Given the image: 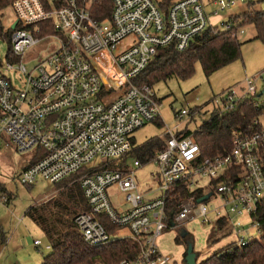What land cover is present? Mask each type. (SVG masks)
Returning <instances> with one entry per match:
<instances>
[{"label":"built area","instance_id":"obj_1","mask_svg":"<svg viewBox=\"0 0 264 264\" xmlns=\"http://www.w3.org/2000/svg\"><path fill=\"white\" fill-rule=\"evenodd\" d=\"M246 1L211 0L208 11L202 0H0V12L11 9L15 15L6 31H11L8 59L0 62V146L5 142L20 155L38 147L44 151L37 163L19 173L25 186L38 181L57 185L79 174L82 207L72 223L81 242L99 247L117 239L112 236L117 231L108 233L103 218L128 231L118 235L140 248L136 259L117 264H182V259L162 255L157 240L163 231L177 234L192 222L210 227L225 219L237 247L254 239L231 217H246L260 235L255 216L264 207V121L234 131L227 154L201 159L191 136H175L183 117L194 116L182 108L177 124L162 135L163 150L154 155L157 188L152 197L139 190L134 169L112 168L132 151L135 132L160 121L153 88L136 80L146 66L159 51L183 52L207 32L237 38L243 29L234 30L235 15L219 26L210 19ZM49 37L57 39L56 50L28 69L22 62L25 52ZM260 79L247 77L237 90L228 89L217 109H232L235 102L255 95L263 100ZM133 167L140 162L134 160ZM180 186L190 194L179 198L176 211H168L170 194ZM111 188L123 194L125 209L113 206ZM197 190L199 197L192 194ZM204 196L209 197L199 203ZM211 200L217 206L210 211ZM34 245L38 248L40 242Z\"/></svg>","mask_w":264,"mask_h":264},{"label":"rangeland","instance_id":"obj_2","mask_svg":"<svg viewBox=\"0 0 264 264\" xmlns=\"http://www.w3.org/2000/svg\"><path fill=\"white\" fill-rule=\"evenodd\" d=\"M208 1L211 0H202L209 11L213 9V6L208 5ZM249 3L254 4L253 8L256 10H264V0H247L230 11L220 12L218 16L211 17L210 23L218 26L220 23H225L230 16L238 15L243 10H246ZM0 14L4 24L2 25V35H4L11 22L15 20V15L11 9L0 12ZM242 29L243 33L237 36L241 45L240 57L236 61L220 68L208 77L204 75L201 66L196 64L194 73L190 78L179 79L171 77L153 86V91L159 104L161 123L148 124L135 132L133 138L136 147L155 138L162 137L166 127L172 128L175 126L178 122L175 116L182 108H187L194 112V116L191 119L183 117L185 121L178 130L187 129L193 132L205 120L210 118L211 112L215 108H221V98L226 95L228 89L237 90L238 86L247 77L256 75L261 76L259 84L264 83V44L254 39L255 31L253 26L247 25ZM2 35L0 34V62L4 63L8 59L9 43ZM56 48L57 39L55 37L45 38L25 52L22 62L28 69H31L40 59L51 54ZM122 48L123 45L120 46V50ZM29 157L30 154H18L12 146H6L5 142H2L0 146V187L5 191V193L0 192V234L3 233L9 239L5 246V252L0 258V264H41L43 257L48 254L45 246L39 249L33 247L32 242L37 237V233H35L30 220L23 217L34 205L38 206L39 203H42L40 202L41 199H45V197L52 198L48 204H53V201L59 200L70 208H72L70 203L74 199L75 202L73 203L77 204V206L72 209H75L77 213L82 207L75 193L78 176L69 178L57 185H51L43 181H38L31 186L21 184L18 176ZM133 161V157H128L126 165L134 169V177L139 190L143 193H148L149 197L155 196L157 166L154 162L149 161L140 164L138 168H134ZM108 193L116 209H125L122 193L116 188H111ZM4 197L10 200L7 204L3 199ZM216 201L211 200V204H209L210 211L217 206ZM231 218L233 222H241L243 224L242 229L254 240L259 239L246 217ZM210 219L213 222V213L210 214ZM186 230L192 238L193 251L197 254L198 261L203 260L211 255L213 251L233 240V238L229 237L209 248L206 242L210 230L209 225L192 222L186 225ZM124 233L125 230L123 228H118L117 234L115 233L112 236L113 238H118V234L122 235ZM175 236V231L165 230L157 240V245L162 255H170L179 262L183 258L185 246L176 245Z\"/></svg>","mask_w":264,"mask_h":264},{"label":"trees","instance_id":"obj_3","mask_svg":"<svg viewBox=\"0 0 264 264\" xmlns=\"http://www.w3.org/2000/svg\"><path fill=\"white\" fill-rule=\"evenodd\" d=\"M253 5L249 3L246 10L233 17L236 24L234 30L237 27L244 28L251 25L255 31L254 39L264 44V10H256ZM1 16L0 14V34L2 35V25L4 24ZM10 33L9 30L2 35L8 43ZM44 33L46 32L41 31L39 34ZM240 45L238 39L232 37L228 32L217 34L207 32L196 38L194 43L183 52L169 48L159 51L136 80L141 85L153 88L158 82L171 77L188 79L193 75L196 64L201 66L204 75L208 77L213 72L236 61L240 57ZM260 98L258 95L245 97L235 102L232 109L225 111L215 108L211 112L210 118L205 120L195 131L183 129L177 132L175 136L177 138L191 136L199 147L201 159L225 155L230 150L234 131L248 130L256 120L264 121V99L261 100ZM258 100H261L259 105H257ZM260 128L261 125L256 127V129ZM131 145L132 151L121 161L114 163L113 169L127 171L129 169L126 165L128 157H133L140 164L153 161L154 155L163 150L165 137L155 138L138 147L134 145L132 140ZM29 154L30 157L23 170L37 163L45 155L40 147ZM0 192L5 193L2 187H0ZM75 192L81 196L79 188H76ZM189 194V190L183 186L175 188L170 194L172 199L169 202L168 211L169 209L176 211L179 198ZM192 194L199 197L201 191L197 190ZM52 203H47L38 210L39 214L48 212L49 215L57 216L60 212H68L66 206L60 201L56 200ZM70 206L73 208L77 204L72 202ZM168 213V215L175 214V212ZM255 219L259 221L260 235L258 240L250 241L245 247H237L229 242L201 261H198L197 257V264H264V207L259 210ZM101 222L110 234L118 229L103 218H101ZM72 229V232L62 233L48 240L50 249L48 254L43 257L41 264H117L121 261H132L140 254L137 243L129 238H117L107 245L90 247L81 242L73 223ZM230 236L231 229L226 220L219 219L210 225L206 242L210 248ZM174 240L176 245L185 246L183 239L177 234Z\"/></svg>","mask_w":264,"mask_h":264},{"label":"crops","instance_id":"obj_4","mask_svg":"<svg viewBox=\"0 0 264 264\" xmlns=\"http://www.w3.org/2000/svg\"><path fill=\"white\" fill-rule=\"evenodd\" d=\"M25 166V165H24ZM24 166L21 168V171L23 170ZM20 171V172H21ZM76 193V192H75ZM78 197V201L81 203L82 198L80 194L76 193ZM54 199V198H53ZM48 197L45 199H41L39 205H34L28 212L25 213L23 216L24 218H28L30 220V223L32 227L34 228V231L37 237L34 238L32 244L33 247L37 249V247L34 245V241H39L40 246L39 248H44V246L49 245L48 240L52 238L53 236L62 234V233H68L72 232V219L73 216L77 213L75 209L70 208L67 204H64L66 206V209L68 212H58L59 215L54 216V215H49L48 212H43L42 214H39L38 210L41 209L45 203H48L51 201ZM10 200H8L9 202ZM59 201V200H58ZM7 202V203H8ZM72 202H75L73 199ZM128 231L125 230L124 234H127ZM118 238L120 236L118 235ZM9 239L6 238V236L1 233L0 234V242H5L4 247L1 249L0 248V258L2 257L3 253L5 252V246L7 245ZM44 243V245H43Z\"/></svg>","mask_w":264,"mask_h":264},{"label":"water","instance_id":"obj_5","mask_svg":"<svg viewBox=\"0 0 264 264\" xmlns=\"http://www.w3.org/2000/svg\"><path fill=\"white\" fill-rule=\"evenodd\" d=\"M15 24L12 25V28ZM209 196H204L200 200L199 203L204 202L208 199ZM177 235L183 239L185 244V250L182 258V264H197V254L193 251V241L188 232L185 229H181L177 232Z\"/></svg>","mask_w":264,"mask_h":264}]
</instances>
